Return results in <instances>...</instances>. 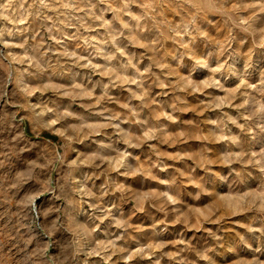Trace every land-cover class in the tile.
Returning a JSON list of instances; mask_svg holds the SVG:
<instances>
[{"label":"clouds","instance_id":"clouds-1","mask_svg":"<svg viewBox=\"0 0 264 264\" xmlns=\"http://www.w3.org/2000/svg\"><path fill=\"white\" fill-rule=\"evenodd\" d=\"M136 261L264 264V0H0V264Z\"/></svg>","mask_w":264,"mask_h":264},{"label":"rangeland","instance_id":"rangeland-1","mask_svg":"<svg viewBox=\"0 0 264 264\" xmlns=\"http://www.w3.org/2000/svg\"><path fill=\"white\" fill-rule=\"evenodd\" d=\"M159 91V90H157ZM188 119L193 118V113L189 112L187 117ZM175 127V126H174ZM185 127H188L187 125H185ZM204 143V141L202 140L201 136L198 134L193 133V135L191 136V138L189 139V141L187 143H185L184 145H177L176 147H168L167 145L162 146L163 149L167 152L170 153H176L177 151H179L182 148L184 149H196L198 147L201 146V144ZM173 161H169V163H172ZM179 166V165H178ZM255 195H259V193H256ZM243 258L245 259H250L251 258V253H242ZM134 264H144V262H140V261H136L134 262Z\"/></svg>","mask_w":264,"mask_h":264}]
</instances>
